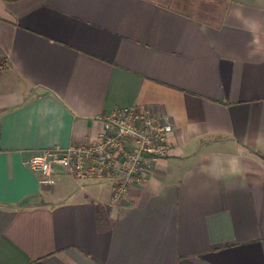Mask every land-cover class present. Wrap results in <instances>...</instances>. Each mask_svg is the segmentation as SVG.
<instances>
[{"label":"crops","instance_id":"crops-1","mask_svg":"<svg viewBox=\"0 0 264 264\" xmlns=\"http://www.w3.org/2000/svg\"><path fill=\"white\" fill-rule=\"evenodd\" d=\"M262 58L264 0H0V264H264ZM135 105L172 147L121 201L24 165Z\"/></svg>","mask_w":264,"mask_h":264},{"label":"built area","instance_id":"built-area-1","mask_svg":"<svg viewBox=\"0 0 264 264\" xmlns=\"http://www.w3.org/2000/svg\"><path fill=\"white\" fill-rule=\"evenodd\" d=\"M103 129L87 143L45 148L24 161L39 175L42 186H53L55 165L77 180L111 182V199L121 201L133 186L142 185L156 163L169 156L174 126L148 107H116L99 114Z\"/></svg>","mask_w":264,"mask_h":264},{"label":"clouds","instance_id":"clouds-1","mask_svg":"<svg viewBox=\"0 0 264 264\" xmlns=\"http://www.w3.org/2000/svg\"><path fill=\"white\" fill-rule=\"evenodd\" d=\"M256 43H258V41L255 38L252 41H250V45H255ZM252 55L256 57H260V52L256 51L255 48H253ZM260 62H264V58H262Z\"/></svg>","mask_w":264,"mask_h":264},{"label":"trees","instance_id":"trees-1","mask_svg":"<svg viewBox=\"0 0 264 264\" xmlns=\"http://www.w3.org/2000/svg\"><path fill=\"white\" fill-rule=\"evenodd\" d=\"M7 1H11V0H7Z\"/></svg>","mask_w":264,"mask_h":264}]
</instances>
